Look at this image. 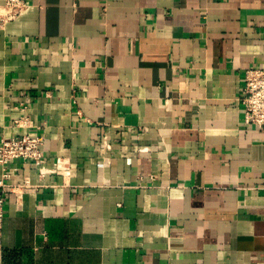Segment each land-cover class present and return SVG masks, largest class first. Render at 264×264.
Returning a JSON list of instances; mask_svg holds the SVG:
<instances>
[{
  "label": "crops",
  "instance_id": "1",
  "mask_svg": "<svg viewBox=\"0 0 264 264\" xmlns=\"http://www.w3.org/2000/svg\"><path fill=\"white\" fill-rule=\"evenodd\" d=\"M0 28V140L16 159L0 264H264V129L242 72L264 68V0H25ZM25 115L29 128L15 126Z\"/></svg>",
  "mask_w": 264,
  "mask_h": 264
},
{
  "label": "built area",
  "instance_id": "2",
  "mask_svg": "<svg viewBox=\"0 0 264 264\" xmlns=\"http://www.w3.org/2000/svg\"><path fill=\"white\" fill-rule=\"evenodd\" d=\"M27 6L25 0H0V28L13 20ZM243 84L240 97L243 110V123L257 125L264 129V68L250 66L242 72ZM30 122V121H29ZM27 117L23 114L14 120L15 126L29 128ZM44 135L36 132H23L0 140V248L2 246V228L4 219V202L9 192L20 195L34 188L31 184L9 182L16 168L8 167L11 161L19 159L30 161L37 169L38 176L58 174L63 178L73 173L74 167L57 158L51 166H46L43 150Z\"/></svg>",
  "mask_w": 264,
  "mask_h": 264
}]
</instances>
